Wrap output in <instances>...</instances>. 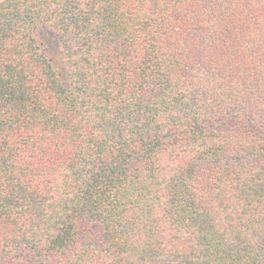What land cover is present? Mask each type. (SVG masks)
Segmentation results:
<instances>
[{"label": "trees", "instance_id": "obj_1", "mask_svg": "<svg viewBox=\"0 0 264 264\" xmlns=\"http://www.w3.org/2000/svg\"><path fill=\"white\" fill-rule=\"evenodd\" d=\"M0 264H264V0H0Z\"/></svg>", "mask_w": 264, "mask_h": 264}, {"label": "rangeland", "instance_id": "obj_2", "mask_svg": "<svg viewBox=\"0 0 264 264\" xmlns=\"http://www.w3.org/2000/svg\"><path fill=\"white\" fill-rule=\"evenodd\" d=\"M42 48H43L45 51H47V48H45V47H43V46H42Z\"/></svg>", "mask_w": 264, "mask_h": 264}]
</instances>
